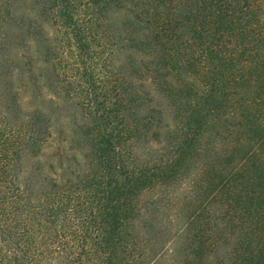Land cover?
Instances as JSON below:
<instances>
[{
    "label": "trees",
    "instance_id": "obj_1",
    "mask_svg": "<svg viewBox=\"0 0 264 264\" xmlns=\"http://www.w3.org/2000/svg\"><path fill=\"white\" fill-rule=\"evenodd\" d=\"M140 1L135 82L166 101L158 120L106 78L78 98L75 147L53 143L58 169L27 171L51 127L0 95V264H264V0Z\"/></svg>",
    "mask_w": 264,
    "mask_h": 264
},
{
    "label": "rangeland",
    "instance_id": "obj_2",
    "mask_svg": "<svg viewBox=\"0 0 264 264\" xmlns=\"http://www.w3.org/2000/svg\"><path fill=\"white\" fill-rule=\"evenodd\" d=\"M4 1L9 18L0 41L1 100L13 115L26 114L33 119V114H44L52 132L41 150L33 153L34 157H27V171L38 165L37 161L48 174L49 165L58 169L57 159L52 156L53 143L63 140L66 149L75 147L72 139L80 135L73 136L69 129L76 119H81L78 98L90 87L105 86L106 78L116 81L118 88L124 86L125 80H133L137 91L133 92L132 107L137 118L154 111L152 115L158 120L157 111L165 112L166 101L155 99L152 92L156 87L144 83L142 87L139 81L135 82L139 75H144L140 57H144L142 50L146 49V32L133 19L145 7L141 1ZM145 60H152V55ZM153 64L160 62L154 58ZM161 74L167 75L168 80L173 78L167 72ZM60 79L74 87L69 91L71 97L56 88ZM172 123L169 114L160 115V124ZM70 155L81 159L79 152ZM167 236L174 239L173 234Z\"/></svg>",
    "mask_w": 264,
    "mask_h": 264
}]
</instances>
